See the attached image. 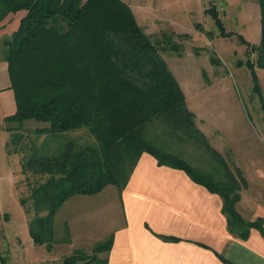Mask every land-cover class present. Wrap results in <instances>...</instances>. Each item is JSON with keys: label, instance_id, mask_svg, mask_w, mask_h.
Wrapping results in <instances>:
<instances>
[{"label": "trees", "instance_id": "16d2710c", "mask_svg": "<svg viewBox=\"0 0 264 264\" xmlns=\"http://www.w3.org/2000/svg\"><path fill=\"white\" fill-rule=\"evenodd\" d=\"M256 1L260 41L251 49L250 65L264 68V0ZM18 10L24 11L19 26L3 42L16 105L6 130L15 151L22 152L25 181L37 177L19 196L34 244L51 245L53 217L70 196L107 185L122 190L143 152L218 194L230 232L241 237L250 227L264 232L260 219L248 221L237 211L245 181L197 127L162 58L163 48L178 51L176 43L161 47L149 41L122 0H0V20ZM28 119L47 124L21 130ZM76 129L87 131L88 140L69 136L50 156L47 141ZM30 133L43 136L42 144L29 139L27 146ZM181 143L209 157L201 156L203 165L195 167L174 149ZM111 242L109 236L92 255L78 251L59 264H106L99 253ZM0 264H5L1 254Z\"/></svg>", "mask_w": 264, "mask_h": 264}, {"label": "rangeland", "instance_id": "374dc122", "mask_svg": "<svg viewBox=\"0 0 264 264\" xmlns=\"http://www.w3.org/2000/svg\"><path fill=\"white\" fill-rule=\"evenodd\" d=\"M122 1L127 3L141 33L149 41L161 47L170 43L179 46L178 51L163 48L161 55L209 144L231 168L245 172L264 169V68L250 65L251 49H256L260 41L257 1ZM23 13V10L10 11L0 20V254L5 264H59L78 251L92 255L94 246L111 235L115 227L112 218L116 222L122 220V211L118 201L115 204L111 199L110 194L115 192L113 185L85 199L72 195L53 217L51 245L33 243L19 196L37 177L25 181L21 171L22 152L19 147L15 151L16 144L6 130L13 125L6 117L15 112L16 105L3 42L18 28ZM45 124L24 120L21 130ZM83 128L87 129H80ZM76 131H66L47 141V150L52 147L50 156L63 149L69 136L80 138L81 142L88 140L87 131ZM42 137L30 133L25 144L29 146V139L31 144L37 139L35 142L41 145ZM174 149L195 167L203 165L201 156L204 161L209 157L202 149L199 156L194 146L186 143ZM102 255L103 252L99 253V257Z\"/></svg>", "mask_w": 264, "mask_h": 264}, {"label": "crops", "instance_id": "0c3cea01", "mask_svg": "<svg viewBox=\"0 0 264 264\" xmlns=\"http://www.w3.org/2000/svg\"><path fill=\"white\" fill-rule=\"evenodd\" d=\"M238 171L245 185L236 209L248 221L260 219L264 230V169ZM106 187L78 195L85 199ZM110 196L122 220H111L112 242L101 256L106 264H264L260 228L250 227L245 237L230 232L218 194L149 153L140 155L125 187Z\"/></svg>", "mask_w": 264, "mask_h": 264}]
</instances>
